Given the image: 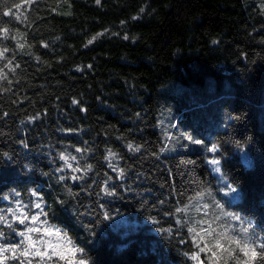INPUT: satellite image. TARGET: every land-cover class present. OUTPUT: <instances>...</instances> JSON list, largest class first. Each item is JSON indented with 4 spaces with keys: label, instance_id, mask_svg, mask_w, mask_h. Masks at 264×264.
<instances>
[{
    "label": "trees",
    "instance_id": "trees-1",
    "mask_svg": "<svg viewBox=\"0 0 264 264\" xmlns=\"http://www.w3.org/2000/svg\"><path fill=\"white\" fill-rule=\"evenodd\" d=\"M4 28L0 247L17 200L86 264H212L189 228L216 216L264 239V0H0ZM24 246L3 264H64Z\"/></svg>",
    "mask_w": 264,
    "mask_h": 264
},
{
    "label": "snow or ice",
    "instance_id": "snow-or-ice-1",
    "mask_svg": "<svg viewBox=\"0 0 264 264\" xmlns=\"http://www.w3.org/2000/svg\"><path fill=\"white\" fill-rule=\"evenodd\" d=\"M28 2H31V0H28ZM97 3L100 2V0H96ZM15 7L19 8V5H16ZM11 10L6 11L4 15H10ZM0 32H3L5 35L8 32L7 28L0 29ZM100 35V34H97ZM95 37L92 38V40H89L88 43L91 44ZM20 47H23V45H20ZM8 51L7 49H4L3 51H0V57L4 55V52ZM0 78H3L0 76ZM73 103H76V101H73ZM188 140L192 141L193 143L199 144L201 141L199 140H193L191 136L187 137ZM129 149H133V145H128ZM217 146L213 145L212 148L209 149V151H216ZM77 151H81L80 149H77ZM109 156H115V153H112L109 151ZM61 159L65 160L67 162L68 157L61 154ZM72 159H75V157H72ZM210 163L212 165H216L214 171L219 172L220 168L218 167L219 161L218 160H211ZM71 167V165H69ZM75 171V169H74ZM77 177H74L76 179ZM229 187V191L235 192L236 189ZM107 191V189H105ZM34 195H37L36 193H33ZM205 193L203 192H197L196 195L191 199H199L203 197ZM17 208H8L7 212L12 214V220L17 221L19 224H25V222L29 219L28 213L23 211V208L26 206L21 205V202L19 200L16 201ZM215 206L217 208H222L223 206L220 205L218 202L215 203ZM36 208H41L40 203H36L34 205ZM187 207V206H185ZM209 205L205 204L204 208H208ZM199 210V209H198ZM177 212L182 211V209L178 208L176 210ZM17 212L20 214L17 215ZM43 213H39L36 215H32L30 219L34 222H38L41 224H46V221H40L39 215H42ZM224 216H229L232 219L240 220L241 218L239 216H236L235 214L223 213ZM109 216L107 213H105V219H108ZM220 220L219 216L214 217L212 220H201L199 223L201 225L207 224V227H201L200 232H197L196 235L193 237L194 241L197 243V246L199 247L200 252H211V256L208 257L210 261H212V264H218V259L214 260V257L218 258L219 254L227 253L228 256L232 257L233 259L237 260V264H240V261L238 259V253H243L245 256H248L249 253H251V259L248 261H245L244 264H253L255 261H264V239H261L260 237L256 236L254 231H252L251 225H248L246 227H242L239 229V233H233L230 231V226H224L222 224H218L217 222ZM179 222V221H178ZM0 224L7 225L9 228H12V223L10 222L7 215H0ZM213 224H216V227H213ZM219 229V230H218ZM41 229L37 227H30L26 228V231H22L17 233V235L23 237L20 244H11L8 247H0V264H3L4 260L8 259V257L4 256L5 252L11 251L13 256L12 258H16L17 252L23 246L25 243H27V247L24 248L22 252H20V255L24 257L28 256H34L39 257L40 261L45 260H52V258L58 257L60 260L67 259V264H73V260L69 257H66L65 250L61 248L58 244H53L50 240H45L43 236H41L39 239H33L29 233H37L40 232ZM43 232L47 234L48 236H56L60 238L61 240H67V234L61 233L60 229H55L53 231V228L51 226L45 227L43 229ZM189 232H196L195 228H189ZM250 232L252 233L250 235ZM242 233L243 235H240ZM0 236H3V232L0 231ZM198 238V239H197ZM204 241V246L200 247L199 242ZM68 243H71L68 241ZM43 244L46 247L44 249H41L40 247H37V245ZM227 245V247H226ZM47 249H51V252H49ZM259 250V251H258ZM67 252H70L73 254V256L78 253L82 252L83 249L77 248V247H71L66 250ZM191 258L193 260L199 259L198 253H193ZM28 264H32V261H28ZM39 264V262H38ZM76 264H86L84 260H78L76 261ZM203 264V262H201ZM225 264H227V261H225Z\"/></svg>",
    "mask_w": 264,
    "mask_h": 264
},
{
    "label": "rangeland",
    "instance_id": "rangeland-1",
    "mask_svg": "<svg viewBox=\"0 0 264 264\" xmlns=\"http://www.w3.org/2000/svg\"><path fill=\"white\" fill-rule=\"evenodd\" d=\"M220 176H221V175H220ZM221 178H222V177H221ZM223 182H225V180L222 178V183H221L222 185H224ZM190 211H191V209H190ZM19 214H20V213H19ZM36 214H39V213H38V212L33 213V214L30 215V217H31L32 215H36ZM190 215H191V217H192V219H193L194 221L197 220V219H195L196 217L194 216V214H190ZM30 217H29V219H28V221H27V224L24 225V229H25V231H26V228H30V227H37V228H40V229H41L40 232H37V233H29V235H31V236L33 237V239H39L41 236H43V238H44L45 240H50L53 244H58V245H60L61 248L65 250V255H66V257L71 258V259L73 260V264H76V261L72 258V257H73V254L70 253V252H67V251H66L68 248H71V247H73V246H72L70 243H68L66 240H61L60 238H58V237H56V236H48V235L45 236V235H43V234H44V232H43V230H42V228H43V224L32 221V220L30 219ZM39 220H40V221H43V220L41 219L40 215H39ZM193 228L196 229V232H192V233H193L192 237H194V236L196 235L197 232H200V229H199V228H197V227H193ZM197 239H198V238H197ZM193 241H194V239H193ZM195 243H196V242H195ZM196 244H197V243H196ZM27 246H28L27 243H25L24 248L27 247ZM199 246H200V247H203V246H204V241H200V242H199ZM37 247H40L41 249H44L46 246L43 245V244H39V245H37ZM198 248H199V247H198ZM47 250H48L49 252H51V249H47ZM200 257H201V256H199V259H201ZM199 259L197 260L198 262H200ZM64 264H67V259L64 260Z\"/></svg>",
    "mask_w": 264,
    "mask_h": 264
}]
</instances>
